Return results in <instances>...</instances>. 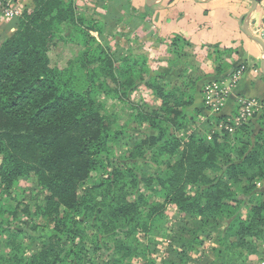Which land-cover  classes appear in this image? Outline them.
Masks as SVG:
<instances>
[{"label": "trees", "instance_id": "16d2710c", "mask_svg": "<svg viewBox=\"0 0 264 264\" xmlns=\"http://www.w3.org/2000/svg\"><path fill=\"white\" fill-rule=\"evenodd\" d=\"M97 5L105 11L87 17L76 0H35L8 21L15 30L0 43V264H93L96 253L102 264L140 255L155 264L149 255L169 207L198 226L182 234L170 264L186 263L202 235L221 227L207 264H261L264 111L259 128L247 121L218 131L231 117L210 115L205 100L208 84L240 66L212 46L207 80L192 43L176 35L166 61L181 73L175 81L152 74L147 55L119 58L99 38L121 22L138 26L147 14L129 11L128 0ZM59 47L71 52L63 66ZM139 84L157 102L130 105L128 121L139 130L129 135L106 102H129ZM201 95L203 107L193 108ZM201 112L208 122L184 143L180 128ZM125 138L132 143L119 153ZM7 212L29 221L14 228Z\"/></svg>", "mask_w": 264, "mask_h": 264}, {"label": "crops", "instance_id": "0c3cea01", "mask_svg": "<svg viewBox=\"0 0 264 264\" xmlns=\"http://www.w3.org/2000/svg\"><path fill=\"white\" fill-rule=\"evenodd\" d=\"M35 0H19L25 9H33ZM129 11L146 13L145 21L138 26L121 22L118 25L119 36L128 43L146 44L150 53L148 56L151 67L161 63V73L170 80H175L181 68L170 67L167 64L168 47L173 37L181 35L192 43L190 51L196 65L205 79H210L214 72V62L210 56L212 46L229 51V61L233 67L244 65L245 72L230 94L223 114L230 115L236 111L239 98H257L264 101V76L261 70L263 57L262 46L251 39L243 31L245 14L251 9L248 0H159L148 4L151 0H128ZM89 6L96 16L105 9L97 5V0H89ZM122 13L125 9H121ZM1 17V15H0ZM249 30L261 37L264 35V7L258 3L255 11L247 19ZM135 26V30H131ZM8 20L0 19V43L6 36L12 34L8 29ZM128 37L130 38L128 40ZM264 37V36H263ZM132 38H134L132 40ZM264 39V38H263ZM134 43V42H133ZM140 54V53H139ZM157 60V62H155ZM158 66V65H156ZM173 75L174 77H169ZM203 107V96H198L193 108Z\"/></svg>", "mask_w": 264, "mask_h": 264}, {"label": "rangeland", "instance_id": "374dc122", "mask_svg": "<svg viewBox=\"0 0 264 264\" xmlns=\"http://www.w3.org/2000/svg\"><path fill=\"white\" fill-rule=\"evenodd\" d=\"M89 0H76L77 3V7H78V12L80 14H83L84 16L89 17V14H94L93 11H91L92 7L89 6ZM14 2V5L19 4V0H13L11 2V4ZM261 6L262 3H260ZM0 19L4 20L5 18L3 17V12H2V7H0ZM8 20V19H7ZM6 20V21H7ZM10 21V20H8ZM9 25V23H8ZM14 28H12V33L14 32ZM119 29L116 30H111L108 29V31L106 32V36L102 37L99 36L100 40L102 42H104L107 45H110L112 50L114 51V54L117 55V57H124L125 55H131V56H135L140 54H144L146 53H150V49L146 44H139V43H135V40L132 43H128V42H124L127 41V37L125 40H123L124 38L119 36L118 32ZM130 38L128 37V40ZM134 38H132L133 40ZM58 52H60V56L57 57V59L59 60V64L61 66L66 64V60L68 59L70 50L69 47H59L57 49ZM157 62V60L155 61ZM151 68V73H156V72H161V66H159V64L161 65V63L153 64L154 66L151 67V63L148 62ZM158 65V66H156ZM149 68V69H150ZM163 69V68H162ZM169 77H174L173 75H169ZM167 80H169L168 77H166ZM171 81V80H169ZM175 81V80H173ZM230 96V95H229ZM228 98L226 99V103L228 101ZM248 97H245V99H247ZM128 100V99H127ZM242 100V97L238 99V108H236V111L233 114H230L229 116L231 117V119H228L227 123L225 124H230V126L233 128H235L236 124L238 122V118L241 117L242 114L241 113V104L239 103ZM156 102H157V98L153 95L152 91H150V89H147V87H145L144 84H139L137 86H135L132 90H130L129 92V102H125V101H121L117 98H109L107 99L106 102V111L107 113H116L117 117H118V125L119 126H126L127 124V128L129 129L128 134L132 135L133 133L138 132V128L134 129L135 125L133 124V122L130 120V122L128 121V113L130 111H132L130 109V105L133 103H138L140 105H150L152 107L156 106ZM225 103V105H226ZM225 106L222 108V110L220 111L219 114H223V110H224ZM203 112V111H202ZM200 113L199 117H198V121H189L186 124L182 125V128H180L178 136L181 137V139H183L184 143L186 141H188L189 137L196 131H198V129L200 128V125H203L204 123L208 122L206 121V116L203 113ZM208 113H211L210 108L208 107L207 109ZM261 112H257L256 114L253 115V113H251V115H249L247 117V121L250 123H253L255 125H257V128H259L260 126L257 124L258 122V118H257V114H259ZM246 121V122H247ZM214 123V122H213ZM233 123V124H232ZM243 124V123H242ZM208 126L212 125V122L207 124ZM218 125V124H217ZM218 131H220L221 129H219L218 127L216 128ZM209 134V138L211 136L210 133ZM131 140L128 138L123 139L121 145H119V153H123L127 147L131 144ZM183 143V144H184ZM145 167H147V165H145ZM5 207L7 209H11L9 208V205L5 204ZM166 215H167V222L165 225V229L164 232L160 233L157 235V237L155 238V243L152 245L151 247V253L149 255V257L154 260L155 264H170L171 261H173L175 259V253H174V248H178L180 247L178 240L182 237V234H185V237H190V232L194 229H197L198 226L195 225V222L190 219H188L184 214L180 213L176 208L174 207H169L166 210ZM5 216L7 217V220L10 222L11 226L14 228H18V227H22L24 225L25 222L29 221V218L20 215L17 216L16 218H14L12 216V214H10V212H7L5 214ZM230 219L226 218L224 220V224L225 223H229ZM219 231H215V230H209V233L206 235H202V240H204V243H202L199 248L197 250L191 251L190 252V258L187 260L186 263L184 264H207L208 261L213 259V253H212V249L214 246L217 245V237L219 236L220 230L222 231V227L218 229ZM184 232V233H183ZM177 243V244H176ZM27 245L30 248H33L34 245L31 244L29 241L27 242ZM262 250H264V243L261 245L260 247ZM179 249V248H178ZM103 255H101L100 253H96L93 257V264H102L103 261ZM147 259H145V257L143 255L140 256H136L134 259H131V264H144V262ZM264 261V256L261 259V264Z\"/></svg>", "mask_w": 264, "mask_h": 264}, {"label": "built area", "instance_id": "2783aa9c", "mask_svg": "<svg viewBox=\"0 0 264 264\" xmlns=\"http://www.w3.org/2000/svg\"><path fill=\"white\" fill-rule=\"evenodd\" d=\"M13 0H0V7H2L3 17L5 20H11L15 17L22 16L25 7L17 4L14 5V2L11 4ZM259 3H262L264 7V0H258ZM264 35H261L262 38ZM246 67L241 65L229 78L223 79L221 81H215L210 83L205 88V100L207 106L211 110V114H219L222 108L225 106L226 99L236 88L237 84L241 80ZM241 104V117L238 118V122L236 126L241 125L242 123L247 121V117L251 115V113L256 114L258 111H264V101L257 98H242L239 102ZM219 129H227L229 131H233V128L230 124L221 123L218 126ZM264 264V261L262 262Z\"/></svg>", "mask_w": 264, "mask_h": 264}, {"label": "water", "instance_id": "95a60500", "mask_svg": "<svg viewBox=\"0 0 264 264\" xmlns=\"http://www.w3.org/2000/svg\"><path fill=\"white\" fill-rule=\"evenodd\" d=\"M159 0H151V1H148V4H154L156 2H158ZM252 3V7L251 9L245 14V20L243 22V31L251 38L253 39L254 41L258 42L261 46H262V49H263V57H262V60H261V70H262V73H263V76H264V39L262 37H260L259 35H256L254 33H252L250 30H249V27L247 25V19L249 18V16L251 15V13L253 11H255V9L257 8V5H258V0H248Z\"/></svg>", "mask_w": 264, "mask_h": 264}]
</instances>
